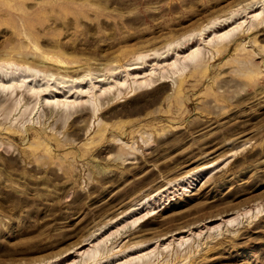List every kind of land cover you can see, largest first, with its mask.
I'll use <instances>...</instances> for the list:
<instances>
[{
    "label": "rangeland",
    "instance_id": "rangeland-1",
    "mask_svg": "<svg viewBox=\"0 0 264 264\" xmlns=\"http://www.w3.org/2000/svg\"><path fill=\"white\" fill-rule=\"evenodd\" d=\"M256 1L0 0V67L38 71L44 89L0 87V264H80L106 238L113 254L96 264H143L142 254L144 264H264ZM230 16L213 33L242 21L244 31L181 74L108 96L96 88V107L45 102L85 74L84 101L96 75L130 84L138 56Z\"/></svg>",
    "mask_w": 264,
    "mask_h": 264
},
{
    "label": "bare ground",
    "instance_id": "bare-ground-1",
    "mask_svg": "<svg viewBox=\"0 0 264 264\" xmlns=\"http://www.w3.org/2000/svg\"><path fill=\"white\" fill-rule=\"evenodd\" d=\"M261 2L262 0L251 2L247 8L251 9V7ZM263 15H264V8L258 13L254 14L253 18L254 20H259V19L261 20L264 17ZM232 16L216 21L212 24H207L204 28L198 31V33L191 34L188 37L176 43H171L163 51L162 49H158L151 54L138 56L136 61L128 64L126 66V69L124 68L125 69L124 72L127 74V76L129 74L133 75V82H131L130 84L127 83L126 78L123 79V81L122 80L116 81L113 79L115 83H112L110 81L111 79L107 78L106 75L104 74L96 75L95 79L89 81V84L87 82V84L89 85L88 92L92 93V96L89 100L84 101L80 99L79 95L87 91V89L84 88L83 86V83H85V80L88 77V75L85 74L83 76L71 78L68 80H60L59 83H64L67 85L66 86L67 91L66 90L64 91L65 94L62 97L57 98L61 92L60 90H58L60 89V87L58 85H55L56 90L54 91L56 92V95H53L54 96L53 99H51L52 97L50 98L49 96L46 97L45 102L53 104L54 107H58L61 111H65V112L71 111L72 108L83 105H94L96 107L97 94L94 91V89L96 88H100L99 90L101 91L100 96H108L114 88L118 90H121L123 87L126 86L128 89L150 88L159 81L167 80L168 76L181 74L184 71H186V69L190 65L197 64L201 60H203L206 55H209L208 53L212 54L213 50H215V48L217 49L218 46L223 45V43L226 40L244 31V28L242 26L244 21H242L239 22L237 25H234L221 33H217V32L213 33L215 31L214 28L216 26L228 22L232 18ZM207 31L213 33V36L209 39H205V37H203L204 36L203 34ZM207 33L209 34V32ZM192 40H194V43L189 46V50H187L186 52H182L183 54H181L179 48H181L184 44L192 42ZM164 62L167 63L168 65L166 74L164 71L161 70V66H162L161 64H164ZM26 72H30L31 74L29 75L23 74ZM39 76L42 77V74L40 72L31 70L29 67L26 68L17 67L15 69L8 66L0 67V87L2 90L9 91L11 94H15V93L18 94V92H20L22 95H25V91H27V93H34L38 97H41V92L44 89H38L37 88L38 86L35 84L36 81L37 82L39 81L37 78ZM47 76L43 77L42 79H45ZM67 83H71V84L69 85ZM23 88L25 91L22 90ZM49 88L50 85L47 86L46 90H49ZM74 89H76V91ZM72 96L74 97L72 98ZM17 102L19 103L20 99ZM107 239L109 238H106V240L104 239L103 244L102 242L99 243L98 245L96 244V247L91 248V250L86 252L87 256L84 257L82 263L80 264H88V263L96 264L98 262L100 263L103 257L105 256L107 257L110 254H113V253L107 254V252H105V250L108 249ZM113 246L111 251H113ZM148 256L149 254H144V255L142 254L141 256H136V257L139 259V261H142V263L144 264V262L147 263V261H145L144 259H148L149 258ZM131 259H136V258L134 257ZM124 262L122 261L120 263H124ZM72 264H78V263H72Z\"/></svg>",
    "mask_w": 264,
    "mask_h": 264
}]
</instances>
